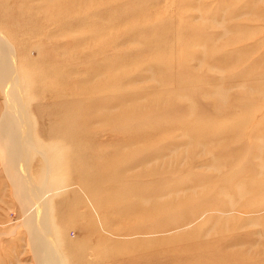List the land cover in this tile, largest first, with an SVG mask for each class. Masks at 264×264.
I'll list each match as a JSON object with an SVG mask.
<instances>
[{
    "label": "rangeland",
    "instance_id": "obj_1",
    "mask_svg": "<svg viewBox=\"0 0 264 264\" xmlns=\"http://www.w3.org/2000/svg\"><path fill=\"white\" fill-rule=\"evenodd\" d=\"M0 34V264H264V0H0Z\"/></svg>",
    "mask_w": 264,
    "mask_h": 264
},
{
    "label": "bare ground",
    "instance_id": "obj_2",
    "mask_svg": "<svg viewBox=\"0 0 264 264\" xmlns=\"http://www.w3.org/2000/svg\"><path fill=\"white\" fill-rule=\"evenodd\" d=\"M1 42H2V44H3V48H4V52L2 51V50H0V52L2 51L3 53H4V56L2 55L1 56V58H0V79H1V74H3V77L5 76V74H6V76L7 77H9L10 75H12L13 76V71H14V69H16L14 66H13V54H12V52L10 51L9 52V50H7V43L4 41V39H3V37L1 36V34H0V48H1ZM3 60L6 62V64H7V68H8V72H6V69H5V62H4V64H3ZM16 64V63H15ZM2 72V73H1ZM16 73V72H15ZM17 74V73H16ZM17 78V77H16ZM15 78V79H16ZM12 79H13V77H12ZM19 79V78H18ZM10 80V79H9ZM13 81V80H12ZM8 82H11V81H8ZM12 83V82H11ZM19 83V82H18ZM10 84V83H9ZM8 85V84H7ZM1 86V85H0ZM11 87H12V85H11ZM18 87H19V85H18ZM9 88V87H8ZM11 90V89H10ZM6 92H8V91H6ZM19 92V91H18ZM9 93V92H8ZM13 93V92H12ZM7 94V93H6ZM11 94V93H10ZM19 94V93H18ZM17 94V95H18ZM21 94V93H20ZM13 95V94H12ZM11 95V96H12ZM20 96V95H19ZM13 99H15V100H13V101H16V102H18L19 101V97H17V96H14L13 97ZM8 100V99H7ZM10 100V99H9ZM10 103V102H9ZM11 104V103H10ZM8 116V115H7ZM5 120V119H4ZM27 122H29V121H27ZM10 123V122H9ZM1 124V123H0ZM3 130H2V133L4 134V135H7V133L10 131L9 130V128H10V126L8 127V125L9 124H7V122H3ZM0 144H1V136H0ZM16 165V164H15ZM17 167H18V165H17ZM32 179V178H31ZM34 182V181H33ZM37 197H39L38 195H37ZM34 206V205H33ZM35 210H37V212L41 209H39V200L37 201V203H36V206H35V208H34ZM29 210L31 211V210H33V207L31 208H29ZM34 212V211H33ZM38 214V213H37ZM37 217V216H36ZM40 222H41V220H40ZM43 223V222H42ZM28 224H29V222H28ZM36 226V225H35ZM34 226V227H35ZM37 226H39V225H37ZM40 226H42V224L40 225ZM39 226V227H40ZM47 227H43V229L45 230ZM36 229V228H35ZM34 229V230H35ZM40 230V229H39ZM46 232V231H45ZM44 233V232H43ZM36 235H38V234H36ZM44 235H46V234H44ZM40 236V235H39ZM44 238V237H43ZM38 242V241H37ZM39 245H40V243H39ZM48 247V246H47ZM39 248V247H38ZM47 249V248H46ZM37 250H39V249H37ZM42 250H39V253L41 252Z\"/></svg>",
    "mask_w": 264,
    "mask_h": 264
}]
</instances>
